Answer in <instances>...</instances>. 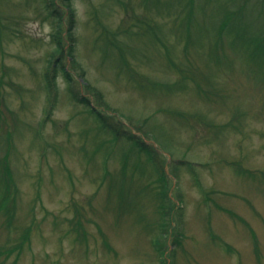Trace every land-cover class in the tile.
<instances>
[{"label": "rangeland", "instance_id": "374dc122", "mask_svg": "<svg viewBox=\"0 0 264 264\" xmlns=\"http://www.w3.org/2000/svg\"><path fill=\"white\" fill-rule=\"evenodd\" d=\"M165 1L0 0V264H264V44Z\"/></svg>", "mask_w": 264, "mask_h": 264}, {"label": "trees", "instance_id": "16d2710c", "mask_svg": "<svg viewBox=\"0 0 264 264\" xmlns=\"http://www.w3.org/2000/svg\"><path fill=\"white\" fill-rule=\"evenodd\" d=\"M121 2L124 1V0H120ZM156 2H160V1H163V0H155ZM182 0H171V4L169 5V9L171 7V5L174 4V2H181ZM256 1L257 0H243V4L241 6H244V11L241 12V15L238 16L237 20L239 22V24H242V27H246L247 26V29L248 28H251V30H248L252 33H256L258 35V39L262 41V45L264 44V0H260L261 1V5H257L256 4ZM165 2H170V0L168 1H165ZM251 3V6L255 9V10H260L261 11V16L260 14L257 16V18H255V21H252L251 23L248 22V12L250 11L248 6L249 4ZM225 6V5H228L231 10H236L237 11V8L239 7L238 6V0H235V1H232L231 3H227L225 0H193V5H187L189 6V11H187L185 14H184V17L183 19H179L178 21H188V24H186V26H188V32H189V36L191 38H196L197 40L199 39H203V31L202 33L201 32H195V29H196V25L197 24H200L204 19V17L202 16V11H201V8H205V11H207V16L209 19H211V16L217 14L218 15V10H219V6ZM219 5V6H218ZM261 6H263L261 8ZM159 8L161 9V6H159ZM174 9V7H173ZM242 9V10H243ZM60 10V9H59ZM182 12V8H175V11L174 12H171V15H174L175 17H173L175 20H177L179 18V15L181 14ZM178 13H180L178 15ZM208 20V19H207ZM138 22H144L143 20H137ZM223 23H225V26L227 28L226 32H228L229 30H232V29H236L239 24L236 23V21H233L232 22H226L225 19L222 21V25ZM146 24H150L148 22H146ZM216 24H218V21L216 22ZM246 25V26H243V25ZM220 25V24H219ZM219 28V26H218ZM224 28V27H223ZM205 29V28H204ZM203 29V30H204ZM198 30H202L201 28H199ZM164 33V32H163ZM125 34V33H124ZM158 34V33H156ZM159 35V34H158ZM69 36H72V35H69ZM124 37V42H122V46L123 47H127L128 46V42L125 40L126 37ZM59 43H60V39H59V36L55 37ZM64 38L66 39V37H63V40ZM72 39V38H70ZM65 45V41L64 43L61 45L62 47ZM59 50V48H58ZM65 51H64V48L61 49V51H59V56H58V59H57V62H62V60L64 58L67 57V55H65ZM59 62L56 64V65H59ZM176 64V63H175ZM55 65V66H56ZM178 66H181L180 64H176ZM55 66H54V70L58 72V68L55 69ZM65 76L66 78L68 79V81H72L71 78H70V75H68V73H65ZM56 75L54 74L53 78L55 79ZM84 102H86V100H83ZM88 104V103H87ZM91 108V110L93 111V113L98 116L100 119H101V122L106 125V128L108 126V128H110L111 124L110 122L108 121V119H106L107 116H104L101 112H98V110H96L93 106H89ZM117 133L119 135H115L116 138L120 141V134H121V131L120 129L117 130ZM136 137L133 136L132 137V140H135ZM134 143H137L139 146H141L142 148L145 149V151L147 152H151L152 149L147 147L140 139H136L134 141ZM151 149V150H150ZM167 150V149H166ZM156 151V150H154ZM153 151V152H154ZM163 167H161L162 169ZM162 171H164L162 169ZM11 186L10 185H7L6 187V192L4 193V196H5V199L9 197V194L11 192ZM7 189L9 191H7Z\"/></svg>", "mask_w": 264, "mask_h": 264}]
</instances>
